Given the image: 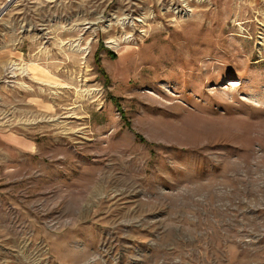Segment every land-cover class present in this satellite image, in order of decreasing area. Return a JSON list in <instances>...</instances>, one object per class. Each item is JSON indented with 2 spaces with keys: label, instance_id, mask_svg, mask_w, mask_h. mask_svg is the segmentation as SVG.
<instances>
[{
  "label": "rangeland",
  "instance_id": "1",
  "mask_svg": "<svg viewBox=\"0 0 264 264\" xmlns=\"http://www.w3.org/2000/svg\"><path fill=\"white\" fill-rule=\"evenodd\" d=\"M0 264H264V0H0Z\"/></svg>",
  "mask_w": 264,
  "mask_h": 264
},
{
  "label": "trees",
  "instance_id": "2",
  "mask_svg": "<svg viewBox=\"0 0 264 264\" xmlns=\"http://www.w3.org/2000/svg\"><path fill=\"white\" fill-rule=\"evenodd\" d=\"M116 102V104H117V101H115Z\"/></svg>",
  "mask_w": 264,
  "mask_h": 264
}]
</instances>
